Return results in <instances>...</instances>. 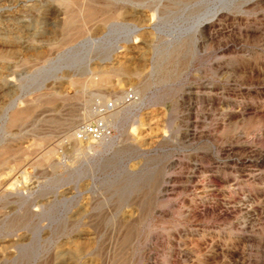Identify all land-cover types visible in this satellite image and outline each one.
I'll list each match as a JSON object with an SVG mask.
<instances>
[{
    "label": "rangeland",
    "instance_id": "rangeland-1",
    "mask_svg": "<svg viewBox=\"0 0 264 264\" xmlns=\"http://www.w3.org/2000/svg\"><path fill=\"white\" fill-rule=\"evenodd\" d=\"M2 79L0 264H264V0H0Z\"/></svg>",
    "mask_w": 264,
    "mask_h": 264
},
{
    "label": "built area",
    "instance_id": "built-area-1",
    "mask_svg": "<svg viewBox=\"0 0 264 264\" xmlns=\"http://www.w3.org/2000/svg\"><path fill=\"white\" fill-rule=\"evenodd\" d=\"M138 100L135 91L127 90L121 99H96L90 105L92 115L74 131V138L80 142L99 141L112 136L113 128L109 124L110 115L125 105Z\"/></svg>",
    "mask_w": 264,
    "mask_h": 264
},
{
    "label": "bare ground",
    "instance_id": "bare-ground-1",
    "mask_svg": "<svg viewBox=\"0 0 264 264\" xmlns=\"http://www.w3.org/2000/svg\"><path fill=\"white\" fill-rule=\"evenodd\" d=\"M108 10H109V7L107 6V4L98 8V7H94L91 3L82 4V6L77 9L80 18L84 22L92 21V20L96 19V17L98 15H106V14L110 13ZM119 15H120V12L114 14L115 17H117ZM72 18L71 17H67L66 21H71ZM99 81L101 83L105 84V83L109 82V78L107 76H102ZM2 82L5 83L6 80L2 79V81L0 82V85H1ZM25 116H26V114L24 113V110L16 109L11 114L10 122L11 123H16V122L20 121L21 119H23ZM85 116H87V115L85 114Z\"/></svg>",
    "mask_w": 264,
    "mask_h": 264
}]
</instances>
